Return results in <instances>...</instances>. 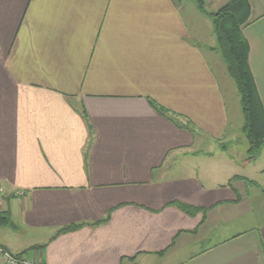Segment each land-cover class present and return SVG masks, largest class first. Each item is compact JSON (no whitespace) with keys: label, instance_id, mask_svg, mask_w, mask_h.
I'll use <instances>...</instances> for the list:
<instances>
[{"label":"crops","instance_id":"obj_1","mask_svg":"<svg viewBox=\"0 0 264 264\" xmlns=\"http://www.w3.org/2000/svg\"><path fill=\"white\" fill-rule=\"evenodd\" d=\"M247 1L264 111V0ZM195 12L0 0V212L14 227L0 228L22 243L2 248L39 264H264V209L244 167L211 164L229 159L232 87Z\"/></svg>","mask_w":264,"mask_h":264},{"label":"trees","instance_id":"obj_2","mask_svg":"<svg viewBox=\"0 0 264 264\" xmlns=\"http://www.w3.org/2000/svg\"><path fill=\"white\" fill-rule=\"evenodd\" d=\"M196 5L197 9L211 20L212 32L215 37L214 50L220 54L225 63L226 71L239 95L243 116L241 130L248 143L246 152L248 160H253L259 154V150L264 147V111L249 67V45L242 32L249 23V3L247 0H230L213 13L204 11L202 0H197ZM154 108L160 114L165 113L164 108L160 106L155 105ZM234 178L228 182L227 186L231 187ZM179 208L189 215H193L197 211V209L188 206H179ZM0 226L14 228L5 212H0ZM75 228L77 226L72 225L62 229L61 232ZM0 248L2 247L0 246ZM24 254L25 252L12 256L23 258Z\"/></svg>","mask_w":264,"mask_h":264},{"label":"rangeland","instance_id":"obj_3","mask_svg":"<svg viewBox=\"0 0 264 264\" xmlns=\"http://www.w3.org/2000/svg\"><path fill=\"white\" fill-rule=\"evenodd\" d=\"M203 1V9L205 12L209 13L212 12L214 8L217 6H222L220 4H225V0H202ZM179 4L183 5V10L187 9L192 11L193 13H196L198 11L197 9V0H178ZM184 12V11H183ZM211 22V21H210ZM207 44L210 46L214 45L215 37L211 33L210 37L208 35L207 37ZM220 57V56H219ZM221 63H224L222 58L220 57ZM225 64V63H224ZM223 64V65H224ZM228 75V74H227ZM228 79L230 81V87H232V94L229 95L227 93V100L230 103L232 110L229 112L230 114V122L228 126L229 134L227 133V136L222 139L221 142H223L226 145L227 153L229 154L228 158L225 159V156L217 155L213 153L214 159L211 160V164L217 165L218 168L223 167V161H234L236 160L237 164L241 168L239 170L240 175L247 178L248 182H246V194L248 195L249 202L256 203L261 208L264 209V147L261 148L259 151V154L253 159L248 160L247 156V148L248 143L246 140L245 135L243 134L241 128L243 125V116L241 112L240 102H239V95L236 91L235 85L232 81V79L228 76ZM229 92V91H228ZM208 145V144H207ZM218 143L215 142L211 143L208 148H211V150L217 149V151L220 153V147ZM233 157H231V156ZM224 157V160L222 159ZM247 162L244 166V163ZM243 165V166H242ZM250 181H252L255 185L251 186ZM20 236V235H19ZM18 236L12 234V230L9 228L2 229L0 228V240L7 241V243L12 244L14 246L21 245V240H18ZM33 252L31 250H27V254H32Z\"/></svg>","mask_w":264,"mask_h":264},{"label":"built area","instance_id":"obj_4","mask_svg":"<svg viewBox=\"0 0 264 264\" xmlns=\"http://www.w3.org/2000/svg\"><path fill=\"white\" fill-rule=\"evenodd\" d=\"M0 261L3 264H39L38 262L25 259L24 257H14L2 248H0Z\"/></svg>","mask_w":264,"mask_h":264}]
</instances>
